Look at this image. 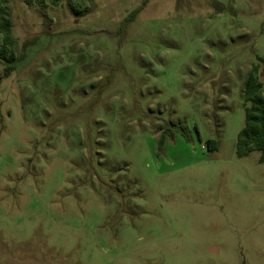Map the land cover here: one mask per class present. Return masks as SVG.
I'll use <instances>...</instances> for the list:
<instances>
[{"label":"rangeland","instance_id":"374dc122","mask_svg":"<svg viewBox=\"0 0 264 264\" xmlns=\"http://www.w3.org/2000/svg\"><path fill=\"white\" fill-rule=\"evenodd\" d=\"M145 2L0 0V264H264V165L236 154L264 0Z\"/></svg>","mask_w":264,"mask_h":264},{"label":"trees","instance_id":"16d2710c","mask_svg":"<svg viewBox=\"0 0 264 264\" xmlns=\"http://www.w3.org/2000/svg\"><path fill=\"white\" fill-rule=\"evenodd\" d=\"M142 9L143 7L133 12L125 21V24L132 22ZM16 44L17 42L13 37L11 12L1 7L0 64H4V70L3 73H0V86L4 79L9 78L16 70L17 62L14 52ZM26 46H28V43L25 44ZM262 68L264 69V58L258 57V64L253 65L243 91L245 124L237 137L236 154L242 159L253 152H259L260 163L264 165V70H261ZM165 129L166 133L169 134L171 131L169 135L172 134V128L165 127ZM173 132L180 133L185 139H189L188 129L182 125L174 126ZM207 148L210 152H216L219 149V143L210 140L207 142Z\"/></svg>","mask_w":264,"mask_h":264}]
</instances>
